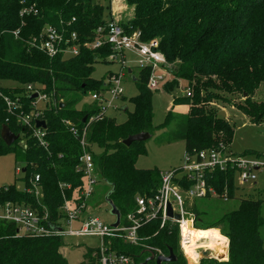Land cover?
I'll return each mask as SVG.
<instances>
[{
  "label": "trees",
  "instance_id": "trees-1",
  "mask_svg": "<svg viewBox=\"0 0 264 264\" xmlns=\"http://www.w3.org/2000/svg\"><path fill=\"white\" fill-rule=\"evenodd\" d=\"M127 3L134 7L135 15L122 27L130 34L140 31L145 42L159 40V49L171 65V79L165 89L173 94L179 90L180 80L187 82L191 96L174 98V105L188 104L190 113L181 117L170 111L162 125L154 126L149 68L141 69L135 79L139 94L131 99L134 110L125 123L119 124L108 116L94 118L99 113L95 104L77 109L83 97L105 89L113 73L99 81L92 75L95 64L109 63L111 49H83L79 56L64 59L52 58L31 43L46 26L64 28L68 35L77 32L83 43L91 41L96 30L110 20V6H107L110 17L106 20L105 7L94 0H0V81L22 86L0 87V158L14 154L16 162L23 164L24 174L23 189L15 185L8 190L0 189V202L29 203L42 214L46 209L52 222L59 221L65 200L79 202L85 188L84 175L76 168L83 154L81 138L86 132L97 174L112 186L109 200L123 220L136 211L138 196H154L161 187L160 170L137 167L138 159L146 153L145 143L126 146L127 138L140 133L153 135L157 130L172 127L168 141H185L186 153L228 146L233 129L228 119L219 116V103L230 104L254 124L264 122V101H254L264 85V0H127ZM31 8L29 15H22L24 9ZM15 32H19L18 38ZM29 85L41 86L43 93L52 99V104L39 109V119L47 125L46 129L41 128L46 134V146L34 137L37 128H29L22 122L36 102L32 99L34 94L27 90ZM235 95L245 98L243 105L232 103L230 96ZM4 97L12 102L20 99L13 112H9ZM4 126L19 135L12 146H7L1 137ZM73 127L79 130V137L72 133ZM248 155L251 154L242 156ZM37 176L40 201L34 193L29 194ZM212 176L209 180L219 195L228 189L229 200L233 199L237 192L233 174L216 171ZM189 184L184 183V189ZM187 209L196 214V224L202 226L195 224L196 229L221 234L213 230L220 228L230 242L228 261L202 259L200 264H264L260 200L246 198L238 209L205 222L208 214L198 209L197 202ZM139 237L138 246L123 241H115L114 246L132 256L134 264H142L150 257L148 247L165 256L172 249L176 261L166 264H187L177 225L167 223L161 227V220H153L140 228ZM63 247L61 237L18 236L14 225L0 223V264H68L61 253ZM94 252L88 249L81 264H97Z\"/></svg>",
  "mask_w": 264,
  "mask_h": 264
},
{
  "label": "built area",
  "instance_id": "built-area-1",
  "mask_svg": "<svg viewBox=\"0 0 264 264\" xmlns=\"http://www.w3.org/2000/svg\"><path fill=\"white\" fill-rule=\"evenodd\" d=\"M32 11L33 8L24 9L22 15L27 16ZM73 22H75V19ZM14 34L18 38L19 32ZM31 44L52 58L62 56L64 59L79 56L83 49L96 51L109 47L111 54L107 59L108 62L120 63L123 67L127 65V53L132 52L137 57V66L140 70L151 69V76L148 81L150 91L159 90L162 81L171 79V65L159 49V40L145 42L142 40L140 31L128 33L115 20L114 13L105 26H101L96 30L91 41L83 43L79 40L77 32L68 35L64 28L57 29L53 26H46L40 37L35 38ZM123 77L121 69L119 73H113L107 79L105 89L87 95L90 96L93 102L92 105L95 104L99 110L98 116L94 118H103L108 116L109 110H117L115 102L121 99L124 94ZM41 88L37 85L27 86L29 92L37 93L39 96L36 102L33 103L34 110L22 118V122L29 128H37L36 123L40 120L41 112L37 107V101L46 102L45 105L52 104V99L44 94ZM184 93L189 97L191 96L190 90L186 89ZM4 99L9 112H13L17 108L20 100L17 98L15 102H12L7 97H4ZM66 124L71 125L70 122H66ZM72 133L76 137L80 135L79 130L74 127ZM45 135V131L41 128L34 130V137L38 139L42 146L47 145L44 139ZM80 144L83 154L76 169L84 175L85 188L80 193L79 202L70 203L65 200L60 210L62 216L56 222L49 219L46 209L45 213L42 214L29 203L0 202V223L14 225L18 236L96 239L99 244L92 250H95L94 256L97 258V264H134L132 256L115 248V241H123L125 244L134 246L140 245V228L157 219L161 220V227H165L167 223L179 227L180 248L183 255L186 256L185 245H189L190 240L189 237L185 236V229L189 219L192 218L194 228L197 222L196 215L187 209V206L190 205L189 202H193V206L196 201L213 197H219L225 201L229 200L228 189L225 190L222 196L219 195L213 182L209 180V176L212 178V173L216 171L231 172L238 190L240 187L256 181L257 172L264 168V162L259 158L223 152V149L188 152L185 155L184 165L173 171L161 173V187L158 192L151 197L138 196L136 198V211L128 214L123 220L121 219L120 225L115 228L113 224H115L116 219L112 224H109L100 217L92 215L89 210V203L96 192L98 174L93 155L89 152L86 132L83 133ZM39 182L40 177H35L32 181L33 188L29 189V194L34 193L38 201L42 198ZM190 182L191 184H189ZM184 183H188L189 188L184 189ZM5 190H8V188H5ZM168 204L172 205L174 216L179 215L180 220L168 216ZM186 214H189L188 218L185 217ZM49 224L61 228V231L53 230ZM147 249L153 250L157 255H164L160 250L150 247ZM203 250L201 248L197 252L201 254Z\"/></svg>",
  "mask_w": 264,
  "mask_h": 264
},
{
  "label": "rangeland",
  "instance_id": "rangeland-1",
  "mask_svg": "<svg viewBox=\"0 0 264 264\" xmlns=\"http://www.w3.org/2000/svg\"><path fill=\"white\" fill-rule=\"evenodd\" d=\"M105 7V19L108 20L109 14L107 6H110L111 16L115 14V20L121 25L131 19L135 15L134 7H130L127 0H94ZM127 65L122 66L120 63H102L98 62L95 64V71L92 75L94 80H102L109 73H119L122 69L123 73V97L115 102L117 110L111 109L108 111V117L115 118L116 121L121 124L125 123L128 119L129 113L133 112L134 105L131 103V99L135 98L139 94L136 80L139 75V67L137 66V57L132 53L128 52L126 55ZM132 71V72H130ZM168 83V79H165L160 84L159 90L151 91L153 94V107H154V118L153 124L158 127L165 122L166 116L170 111L177 116H187L190 113V105L179 104L174 105V98H181L185 96V90L188 83L181 81L179 82L180 88L173 94H169L165 87ZM0 87L17 89L20 86L18 83L0 81ZM39 87V86H37ZM184 91V92H183ZM90 92L88 95H91ZM232 103L244 104L245 98L242 96L235 95L230 96ZM254 101H264V85L261 86L260 90L254 96ZM45 103L41 100L37 101V107L40 110H44ZM231 103V104H232ZM93 102L90 96L82 98L81 103L77 106V109H82L85 106H91ZM230 104L219 103L218 109L226 111L228 119L232 129L233 137L231 144L228 146L220 145V149L223 152H231L237 155H243L250 153L247 157L259 158L264 162V122L261 124H254L249 117L244 115L235 107ZM216 106V105H215ZM226 107V108H225ZM123 108H128V111H124ZM173 128H167L157 130L153 133L152 138L147 140L145 143L146 153L141 155L137 161V167L139 169H158L161 173L173 171L184 165L186 155V142L185 141H173L169 142L168 138L171 137ZM97 152H101L99 148H95ZM20 169V172H19ZM23 164L16 162L14 154H8L0 158V189L9 188L15 185L19 189H23L24 184L21 181L24 174L22 172ZM96 192L94 197L89 203V210L92 215L100 217L106 223L112 224L115 221V216L111 214V207L106 201V197L112 190V186L107 184L98 176V183L96 186ZM151 197V196H147ZM250 198L260 200L262 202V217L264 218V168L257 172V180L251 182L243 187H240L233 199L225 201L217 198L202 199L197 202L198 209L202 212H206L208 215L203 219L205 222L208 219H218L222 215L232 212L238 209L242 200ZM195 202V203H196ZM191 207L193 202H189ZM196 215V214H195ZM197 217V216H196ZM206 219V220H205ZM197 227H202L196 224ZM204 231L203 229H200ZM212 230V229H208ZM217 230L222 234V230ZM209 232V231H206ZM217 236L218 240V254H221L220 261H228L229 257V239L217 232H209ZM261 235L264 241V225L261 228ZM227 243H226V241ZM99 244V241L92 238L84 237H65L64 247L61 250L62 255L68 261V264H81L84 261L85 253L88 249H92ZM228 246V247H227ZM199 253H197L198 255ZM185 256V255H184ZM187 264L190 263V258L193 257L188 255L186 252L185 256ZM201 261L198 262L200 264Z\"/></svg>",
  "mask_w": 264,
  "mask_h": 264
},
{
  "label": "water",
  "instance_id": "water-1",
  "mask_svg": "<svg viewBox=\"0 0 264 264\" xmlns=\"http://www.w3.org/2000/svg\"><path fill=\"white\" fill-rule=\"evenodd\" d=\"M130 72H132V71H130ZM38 97L39 96H38L37 93L32 95V99H37ZM219 116L222 117V118H227L226 111H221L219 113ZM84 122H86V118H84ZM36 126H37V128H43V129L47 128L46 122L45 121H41V120L37 121ZM1 137L4 140V142L6 143L7 146H12L19 139V135H15L8 126H4L3 127L2 133H1ZM150 138H152L151 134H149V133H140V134L133 135V136H130L129 138H127L124 141V144L126 146H130V145H132L135 142H146ZM109 195H110V193H109ZM109 195L106 197V201L109 203V205L111 207V214L113 216H115V219H116V222H115V224H113V227L117 228L120 225V222H121V213L114 206V204L109 200ZM168 216L169 217H174L176 220H180V216L179 215H175L174 216L171 204H168ZM185 217L188 218L189 214H186ZM49 226L55 231H61V228L53 226L52 224H49ZM148 253L150 254V257H148L145 260V262L142 263V264H148L149 262H155L156 264H166V263H172V262L176 261V256H175L174 251L172 249H170V254L168 256L157 255L156 252H154L153 250H150V249H148ZM200 255H201L200 261L202 259H216V260L219 259V258H216V257L212 256L209 250H203Z\"/></svg>",
  "mask_w": 264,
  "mask_h": 264
},
{
  "label": "bare ground",
  "instance_id": "bare-ground-1",
  "mask_svg": "<svg viewBox=\"0 0 264 264\" xmlns=\"http://www.w3.org/2000/svg\"><path fill=\"white\" fill-rule=\"evenodd\" d=\"M192 218L189 219L188 225L185 229V236L189 237L190 244L185 245V251L188 255H191L193 258H190L191 264H197L201 255H197L198 249L209 250L211 255L218 258L221 254H218V240L217 236L206 231H201L192 226Z\"/></svg>",
  "mask_w": 264,
  "mask_h": 264
},
{
  "label": "crops",
  "instance_id": "crops-1",
  "mask_svg": "<svg viewBox=\"0 0 264 264\" xmlns=\"http://www.w3.org/2000/svg\"><path fill=\"white\" fill-rule=\"evenodd\" d=\"M128 108H123L124 111H127ZM153 136V135H152Z\"/></svg>",
  "mask_w": 264,
  "mask_h": 264
}]
</instances>
